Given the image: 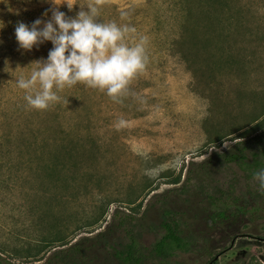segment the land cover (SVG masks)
Returning <instances> with one entry per match:
<instances>
[{"label": "rangeland", "instance_id": "rangeland-1", "mask_svg": "<svg viewBox=\"0 0 264 264\" xmlns=\"http://www.w3.org/2000/svg\"><path fill=\"white\" fill-rule=\"evenodd\" d=\"M57 3L67 17L95 4L99 21L134 27L127 42L146 36L148 62L120 103L77 84L30 108L16 81L52 44L23 51L15 27L47 19L50 5L0 0V258L129 264L117 252L130 244L142 264H264L253 179L264 168V0ZM169 220L189 250L161 262L152 250Z\"/></svg>", "mask_w": 264, "mask_h": 264}, {"label": "clouds", "instance_id": "clouds-1", "mask_svg": "<svg viewBox=\"0 0 264 264\" xmlns=\"http://www.w3.org/2000/svg\"><path fill=\"white\" fill-rule=\"evenodd\" d=\"M42 2L50 5L43 13L47 19L37 18L31 25L18 22L15 27V38L23 51L38 49L45 42L52 44L47 58L32 62L36 68L27 78L16 81V86L25 90L27 105L46 110L61 99L59 91L77 84L105 92L114 102H122L130 83L146 68L148 38L140 36L129 44L127 34L135 33L136 29L115 21H99V8L95 4L67 17L59 10L61 4L57 0ZM126 15L122 12L121 18ZM124 123L120 120L118 126ZM159 171L148 169L146 174L155 176ZM253 179L264 192V168L254 172Z\"/></svg>", "mask_w": 264, "mask_h": 264}, {"label": "trees", "instance_id": "trees-1", "mask_svg": "<svg viewBox=\"0 0 264 264\" xmlns=\"http://www.w3.org/2000/svg\"><path fill=\"white\" fill-rule=\"evenodd\" d=\"M222 162L223 163H231L234 162L236 159V155L234 154H228L224 153L222 156ZM221 196H224L221 194ZM220 198V197H219ZM238 211L241 213L245 211L242 204H238ZM220 215H223V213H220ZM163 228L166 231V235L155 244L153 247V253L156 254V256L161 260V262L165 261L169 257H171L174 253V251H188V245L185 242V240L181 237V232H179L177 224L174 222L166 221L162 224ZM236 237V233L233 234V238ZM76 251V250H75ZM58 252H54L52 254V257L55 259H61L65 260L68 259V254H62L60 255ZM62 253V252H61ZM77 253V252H74ZM78 255V254H77ZM142 254L139 253L136 254V249L132 245H126L123 250L117 252V257L122 260L125 263L129 264H142L141 258ZM51 258V257H50ZM50 258L47 259V262H49ZM0 264H5V261H3L2 258H0Z\"/></svg>", "mask_w": 264, "mask_h": 264}, {"label": "flooded vegetation", "instance_id": "flooded-vegetation-1", "mask_svg": "<svg viewBox=\"0 0 264 264\" xmlns=\"http://www.w3.org/2000/svg\"><path fill=\"white\" fill-rule=\"evenodd\" d=\"M237 237V236H236ZM236 237H234L233 239H232V241L236 238ZM238 238V237H237ZM230 247V246H229ZM231 247H232V245H231ZM223 252V251H222ZM222 252H220V253H218L215 257H214V259H218V257L220 256V255H222ZM224 253V252H223ZM213 259V260H214Z\"/></svg>", "mask_w": 264, "mask_h": 264}, {"label": "water", "instance_id": "water-1", "mask_svg": "<svg viewBox=\"0 0 264 264\" xmlns=\"http://www.w3.org/2000/svg\"><path fill=\"white\" fill-rule=\"evenodd\" d=\"M233 243H234V240L231 242V245H233ZM229 248H231V246ZM209 264H211V263H209Z\"/></svg>", "mask_w": 264, "mask_h": 264}]
</instances>
